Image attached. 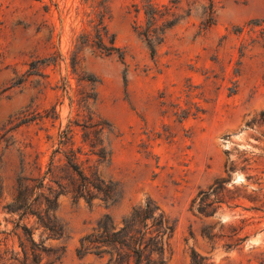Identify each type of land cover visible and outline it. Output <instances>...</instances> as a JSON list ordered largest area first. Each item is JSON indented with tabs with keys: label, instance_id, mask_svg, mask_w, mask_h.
I'll return each mask as SVG.
<instances>
[{
	"label": "rangeland",
	"instance_id": "obj_1",
	"mask_svg": "<svg viewBox=\"0 0 264 264\" xmlns=\"http://www.w3.org/2000/svg\"><path fill=\"white\" fill-rule=\"evenodd\" d=\"M147 1L0 0V264H101L81 239L149 199L175 225L168 264H264V0H152L182 18L155 56L134 28ZM101 22L123 58L81 48ZM77 172L121 198L75 199ZM42 183L63 238L9 211Z\"/></svg>",
	"mask_w": 264,
	"mask_h": 264
},
{
	"label": "trees",
	"instance_id": "obj_2",
	"mask_svg": "<svg viewBox=\"0 0 264 264\" xmlns=\"http://www.w3.org/2000/svg\"><path fill=\"white\" fill-rule=\"evenodd\" d=\"M178 2L173 1L174 6L171 8L159 6L152 0H148L144 5V25H135L134 28L138 35L145 40L152 56L156 55L157 48L164 43L167 33L182 20L175 12L178 8L175 5ZM137 13H141L140 8L137 9ZM204 16L206 19L202 24V29L207 30L215 22L212 5L204 8ZM249 27V32H255L256 28L260 27L261 38L264 39V19L251 22ZM242 32L243 29L239 31V33ZM81 40V48H90L92 52L102 57L119 54L123 58L121 48L117 46L116 37L109 33L102 22L98 25L95 36L83 35ZM246 48V46L241 48V57L244 56ZM50 64V59L32 64L30 75H37L40 65ZM87 81L97 82L91 78H88ZM68 135L69 132H64L65 138ZM101 160H106L104 150H101ZM229 173L231 174V172ZM72 179L75 199L84 198V196L93 199L95 196H101V200L109 206L117 203L121 198L122 191L117 187L105 182H101L99 185L94 184L81 172H77V178L73 176ZM44 187L43 183L32 188L29 185L21 184L14 203L8 207L9 211L12 213L23 212V216H37L46 230L58 238H63L65 227L60 225L55 217L49 216L51 211H55L57 197L54 200L45 197L44 202H41L44 195L40 194L33 199L36 189L42 190ZM43 203L47 208L48 216L46 218L39 212ZM174 231L173 221L165 215L155 201L149 199L145 203L133 207L129 213L122 217L120 222H117L111 214L104 215L97 222L92 233L81 239L78 254L81 257L95 254L101 258V264H168V243ZM34 263L40 264L41 262L34 261ZM193 263L205 264L204 260L195 253Z\"/></svg>",
	"mask_w": 264,
	"mask_h": 264
}]
</instances>
